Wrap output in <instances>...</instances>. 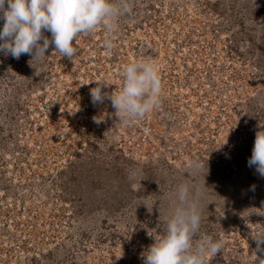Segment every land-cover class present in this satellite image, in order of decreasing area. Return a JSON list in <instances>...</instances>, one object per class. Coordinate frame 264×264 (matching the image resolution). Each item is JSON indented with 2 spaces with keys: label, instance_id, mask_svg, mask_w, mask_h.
Returning a JSON list of instances; mask_svg holds the SVG:
<instances>
[{
  "label": "rangeland",
  "instance_id": "374dc122",
  "mask_svg": "<svg viewBox=\"0 0 264 264\" xmlns=\"http://www.w3.org/2000/svg\"><path fill=\"white\" fill-rule=\"evenodd\" d=\"M125 2L110 51L100 25L72 58L0 53V264H144L181 184L200 233L223 242L205 264H260L264 177L248 160L264 127V0ZM135 61L157 66L162 91L128 122L90 89L118 92Z\"/></svg>",
  "mask_w": 264,
  "mask_h": 264
},
{
  "label": "clouds",
  "instance_id": "9594fccd",
  "mask_svg": "<svg viewBox=\"0 0 264 264\" xmlns=\"http://www.w3.org/2000/svg\"><path fill=\"white\" fill-rule=\"evenodd\" d=\"M127 11L125 0H0V53L16 59L22 54L42 59L51 44L64 57L72 58L77 52L76 38L100 25L106 29L104 46L110 51L118 28L116 21ZM45 32H50L51 38ZM122 75L123 86L118 92H102L107 85L103 83L91 88L92 102L102 103L107 98L125 121L142 119L160 103L162 80L158 68L151 61H135L124 66ZM248 165L255 166L264 177V127L256 132ZM131 178H135L134 173ZM177 200L165 232L155 237L144 253V264H205L209 253L221 249V240L200 233L201 213L187 184L178 186ZM197 233L199 238L194 240ZM255 239L259 249L264 244V233Z\"/></svg>",
  "mask_w": 264,
  "mask_h": 264
}]
</instances>
